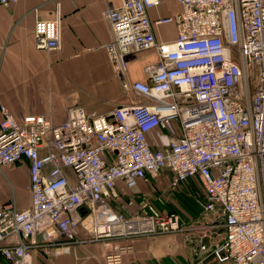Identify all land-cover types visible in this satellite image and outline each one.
<instances>
[{
    "label": "built area",
    "instance_id": "1",
    "mask_svg": "<svg viewBox=\"0 0 264 264\" xmlns=\"http://www.w3.org/2000/svg\"><path fill=\"white\" fill-rule=\"evenodd\" d=\"M103 1L110 69L125 94L148 102L107 113L73 104L56 124L34 113L15 118L0 105V172L25 161L29 196L23 208L13 196L0 205V256L32 264V246L56 256L64 244L101 242L104 264H117L131 249L124 241L181 233L216 264H264V0H174L179 11L154 21L147 12L160 0ZM162 24L174 26L172 40H156L152 26ZM32 36L37 49L59 48L57 10L34 21ZM148 49L157 60L143 68L147 79L128 81V59ZM155 128L168 135L164 148L147 142ZM160 172L173 188L198 182L195 202L219 220L218 240L206 242L143 195L127 200L137 206L130 216L107 205L117 180L132 189Z\"/></svg>",
    "mask_w": 264,
    "mask_h": 264
},
{
    "label": "crops",
    "instance_id": "2",
    "mask_svg": "<svg viewBox=\"0 0 264 264\" xmlns=\"http://www.w3.org/2000/svg\"><path fill=\"white\" fill-rule=\"evenodd\" d=\"M117 4V0H112V5ZM109 5L103 0H17L8 7L0 5V105H4L15 118L34 113L56 124L64 118L66 108L73 104L88 112L107 113L113 106L147 103L148 99L135 93L125 94L110 69L103 49L110 39L109 27L103 17ZM179 9L174 0H160L147 14L150 21H154ZM56 10L60 16L59 48H35L34 21L52 19ZM152 29L156 40L169 41L175 36L172 24L153 25ZM156 60L154 49L135 54L127 61V80H146L143 68ZM167 137L165 131L155 128L147 133L146 139L152 148H164ZM66 173L71 175L68 170ZM168 177V173L162 172L152 180H137L132 189L117 180V196L107 200V205L130 216L137 206L127 205V200L143 195L159 208L161 204H156L150 189L152 185L155 189L158 185L164 186ZM194 181L190 178L184 184ZM26 183L25 161L3 167L0 172V205L13 196L18 208L25 207L29 200ZM85 235L86 232L79 227L78 238ZM39 240L38 235L35 241ZM5 242L14 243V239ZM126 242H130L131 249L122 254L117 264H216L209 254L195 253V244L186 242L181 233L140 237ZM29 254L32 264H104L101 242L64 244L56 256H45L38 247L32 246ZM0 264H7L1 256Z\"/></svg>",
    "mask_w": 264,
    "mask_h": 264
},
{
    "label": "rangeland",
    "instance_id": "3",
    "mask_svg": "<svg viewBox=\"0 0 264 264\" xmlns=\"http://www.w3.org/2000/svg\"><path fill=\"white\" fill-rule=\"evenodd\" d=\"M157 175H162V173L160 172ZM157 175H155L154 178ZM165 185V187L158 185L156 189L154 185H152L154 188L151 186L150 192L154 194V199L159 193L160 196L163 195V203L157 208L176 211L180 215L181 221L184 224H188V228L197 229V231L193 233L205 236L206 242L208 240L214 242L218 240L219 236L216 234L220 233L219 220L216 217L205 214L194 201L195 198L197 199L201 196V187L198 182L194 181L192 184L188 185L183 183L174 188L170 186L169 182ZM156 204L159 203L157 202ZM184 233L188 235L192 234L190 232L188 233V231H184Z\"/></svg>",
    "mask_w": 264,
    "mask_h": 264
},
{
    "label": "trees",
    "instance_id": "4",
    "mask_svg": "<svg viewBox=\"0 0 264 264\" xmlns=\"http://www.w3.org/2000/svg\"><path fill=\"white\" fill-rule=\"evenodd\" d=\"M200 197H202V196H200ZM196 199V198H195ZM195 201V200H194ZM156 203H157V201H156ZM196 203V202H195ZM154 205H155V203H154ZM197 205V204H196ZM156 206V205H155ZM157 207V206H156ZM168 211H171V210H168ZM173 211V210H172ZM176 212V211H175Z\"/></svg>",
    "mask_w": 264,
    "mask_h": 264
}]
</instances>
